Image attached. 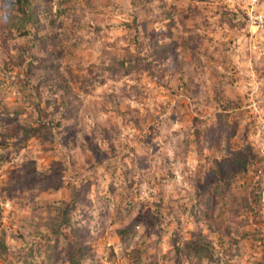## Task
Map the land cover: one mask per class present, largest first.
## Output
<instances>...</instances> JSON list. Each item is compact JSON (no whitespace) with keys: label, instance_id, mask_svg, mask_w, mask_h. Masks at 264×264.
<instances>
[{"label":"rangeland","instance_id":"rangeland-1","mask_svg":"<svg viewBox=\"0 0 264 264\" xmlns=\"http://www.w3.org/2000/svg\"><path fill=\"white\" fill-rule=\"evenodd\" d=\"M3 2L0 18L22 24ZM251 2H200L198 13L191 0H51L43 30L0 33V264H264V30L242 14L225 18ZM255 7L264 11V0ZM169 15L173 39L182 43L186 26L202 35L195 52L178 51L161 80L113 78L111 57L136 49L128 24L166 27ZM64 102L51 140L45 125ZM195 115L213 135L193 134ZM236 155L255 157L258 173L225 186L210 231L209 219L189 215L195 183L212 166L224 176L223 160ZM258 178L253 212L242 204ZM230 202L241 205L237 217ZM65 209L71 230L60 225ZM198 229L213 258L178 257Z\"/></svg>","mask_w":264,"mask_h":264},{"label":"trees","instance_id":"trees-1","mask_svg":"<svg viewBox=\"0 0 264 264\" xmlns=\"http://www.w3.org/2000/svg\"><path fill=\"white\" fill-rule=\"evenodd\" d=\"M143 5L146 4L145 1L142 0ZM195 1L196 4L191 5L192 9L196 10V12L201 13L199 10V6L197 5L200 2H208L210 0H191ZM41 2H44V5L47 6V9H43ZM5 7L10 8V10H15L19 13L21 17L22 24L14 23L13 17L2 19L0 18V33L6 28L14 27L19 30L20 34L25 33V26L34 25L37 30H43L46 25H44L41 21L40 15L47 16L51 11L52 5L51 0H5L3 2ZM243 15L246 20V11L241 9L238 13L232 11L231 14L225 16L229 22L232 23V20L238 15ZM188 14H186L187 16ZM169 21L166 24V27L161 28H152L148 29L145 23L140 22L135 19L131 24H128V27L135 30L136 39H134L133 43L135 44L136 49H131V47H127L124 55L122 57H118L117 55H113L106 65V69L109 71V74L113 78H120L122 76H133V73H147L153 78L157 80L163 79L165 73L172 69V67H178L177 55L178 51L185 53L189 51V47L192 46V52H195V48H197L198 43L202 40V35L198 32L197 29L192 27H187L184 23L185 29L181 31L180 37L182 39V43L178 42L177 39H173L174 31L172 29L173 26L176 25V21L173 20L171 15L168 17ZM248 21V20H247ZM144 25V27L142 26ZM142 28V29H141ZM142 32V33H141ZM142 34L141 38L138 36ZM146 47V48H145ZM234 100H231L229 104L224 105L222 111L219 113L220 117L226 119L228 116L229 108L234 105ZM58 108H63L69 110L68 103L64 102L61 105L56 106L54 109V114L52 115L50 122H48L46 129L50 134L51 140H55L56 136H59V131L57 133L53 131L54 126H60V121H57L53 118L58 110ZM136 126L140 127V118H136ZM205 120L195 115L193 117V134L196 136L201 135L203 132L210 133L213 135L214 129L211 127L205 126ZM222 121L218 122V128H221ZM232 127V134H234L235 130ZM61 133V132H60ZM63 142L67 143L68 138L65 135H62ZM252 159V158H251ZM255 159V157L253 158ZM252 159V160H253ZM250 160L247 156H243L242 158L237 157V155L232 159H224L223 160V168H224V176L216 175V171L211 173L215 167L212 166L209 172V178L207 181L197 180L195 183V192L193 193V202L191 203L189 210V215L194 219L195 223H200L204 220H208L207 227L210 231H212L213 223L215 220L216 210L220 205L219 197L223 194L226 187L230 188L231 184L239 173H258V170H255L256 167H251L254 164V160ZM258 168V167H257ZM218 169V168H217ZM220 171V168L218 169ZM260 171V170H259ZM256 176V174H255ZM260 178L256 179L257 184H251L247 186V193L245 195V201H243V206L246 207L247 210H251L255 212L256 207L261 202V191L260 185L258 184ZM58 186V185H57ZM229 201L226 199L222 203V206H228ZM241 205H237L234 207L233 202H230V212L234 217H237L236 214L241 212ZM70 207V205H69ZM68 207V209H69ZM244 209V208H243ZM66 209L63 211L64 216L61 219V224L66 227L73 228L70 224V219L67 215ZM234 219V218H230ZM261 221H257L259 223ZM59 225V226H60ZM76 229H72V234ZM126 231V229H124ZM257 232L261 234V228H257L255 232L253 231H243L242 237L250 238L257 236ZM206 235L202 232V229H198L193 231L190 239H188L184 243V248H177V256L185 252L187 257H191L195 255L199 258H213L214 254V244L212 241L205 240ZM71 243H69L68 254L71 255ZM77 263V262H76Z\"/></svg>","mask_w":264,"mask_h":264},{"label":"built area","instance_id":"built-area-1","mask_svg":"<svg viewBox=\"0 0 264 264\" xmlns=\"http://www.w3.org/2000/svg\"><path fill=\"white\" fill-rule=\"evenodd\" d=\"M257 2L258 0H252L251 8L246 11L247 20L250 26L264 30V11L255 7Z\"/></svg>","mask_w":264,"mask_h":264}]
</instances>
